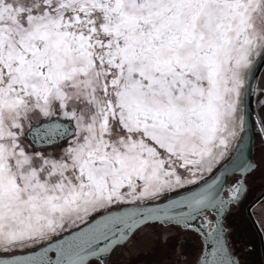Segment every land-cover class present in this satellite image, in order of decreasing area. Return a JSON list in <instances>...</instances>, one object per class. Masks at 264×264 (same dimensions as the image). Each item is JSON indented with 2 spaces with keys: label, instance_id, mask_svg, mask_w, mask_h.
Instances as JSON below:
<instances>
[{
  "label": "snow or ice",
  "instance_id": "1",
  "mask_svg": "<svg viewBox=\"0 0 264 264\" xmlns=\"http://www.w3.org/2000/svg\"><path fill=\"white\" fill-rule=\"evenodd\" d=\"M253 134L264 0H0V264H108L148 227L242 264Z\"/></svg>",
  "mask_w": 264,
  "mask_h": 264
},
{
  "label": "rangeland",
  "instance_id": "2",
  "mask_svg": "<svg viewBox=\"0 0 264 264\" xmlns=\"http://www.w3.org/2000/svg\"><path fill=\"white\" fill-rule=\"evenodd\" d=\"M256 144V160H259L264 153L262 154L260 142L257 141ZM173 236L172 228L148 227L134 236L125 247L118 249L110 257L108 264H170L171 261H178L182 256L174 257V254L180 252L178 249L183 246V243L182 240L179 244L173 241ZM237 237L240 245L249 243L254 246L250 254L248 249L241 247L243 248V264H263L259 239L250 238V234L241 229H238ZM194 257L195 254L185 263L189 264Z\"/></svg>",
  "mask_w": 264,
  "mask_h": 264
},
{
  "label": "flooded vegetation",
  "instance_id": "3",
  "mask_svg": "<svg viewBox=\"0 0 264 264\" xmlns=\"http://www.w3.org/2000/svg\"><path fill=\"white\" fill-rule=\"evenodd\" d=\"M260 142L258 139H256L255 137V141H254V145H255V152H254V159L256 160V149H257V144L256 142ZM260 147L262 148V154L264 153V143L263 145H261L260 142ZM259 183V182H258ZM174 230V236H173V241L177 242L179 244V241L182 240L183 246H180L178 251L180 250L179 253L174 254L175 256H182L181 258H179L178 261L172 262L170 264H186L185 261H188L189 258H193V255L197 254L198 251V245H199V241L198 238L188 232H184L181 231L178 228H172ZM236 240L238 241V237H237V233H236ZM249 244V243H248ZM252 245V244H250ZM244 245H240L239 241H238V248H241ZM253 246V245H252ZM259 246H260V250H261V255H262V263L264 264V260H263V253H262V246L261 243L259 241ZM254 247V246H253ZM247 249V248H246ZM173 257V256H172ZM193 260V259H192ZM110 261V259H109ZM184 262V263H183ZM192 264V261L189 263ZM242 264H243V256H242ZM248 264V263H247Z\"/></svg>",
  "mask_w": 264,
  "mask_h": 264
},
{
  "label": "water",
  "instance_id": "4",
  "mask_svg": "<svg viewBox=\"0 0 264 264\" xmlns=\"http://www.w3.org/2000/svg\"><path fill=\"white\" fill-rule=\"evenodd\" d=\"M251 103H250V107H251ZM254 141H255V134H253L251 140L246 144L245 146V156L248 158H252L254 159V152H255V145H254ZM262 246V253H263V260H264V245Z\"/></svg>",
  "mask_w": 264,
  "mask_h": 264
},
{
  "label": "trees",
  "instance_id": "5",
  "mask_svg": "<svg viewBox=\"0 0 264 264\" xmlns=\"http://www.w3.org/2000/svg\"><path fill=\"white\" fill-rule=\"evenodd\" d=\"M261 145H263V143H261Z\"/></svg>",
  "mask_w": 264,
  "mask_h": 264
}]
</instances>
